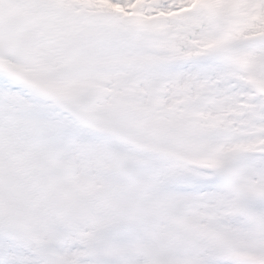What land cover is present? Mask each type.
<instances>
[{"label": "snow or ice", "instance_id": "6c2138e0", "mask_svg": "<svg viewBox=\"0 0 264 264\" xmlns=\"http://www.w3.org/2000/svg\"><path fill=\"white\" fill-rule=\"evenodd\" d=\"M0 264H264V0H0Z\"/></svg>", "mask_w": 264, "mask_h": 264}]
</instances>
